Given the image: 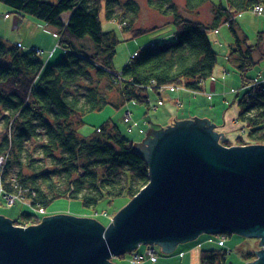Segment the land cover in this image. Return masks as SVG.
<instances>
[{
  "label": "trees",
  "instance_id": "obj_1",
  "mask_svg": "<svg viewBox=\"0 0 264 264\" xmlns=\"http://www.w3.org/2000/svg\"><path fill=\"white\" fill-rule=\"evenodd\" d=\"M101 1L0 0L13 12L29 14L54 28L59 43L68 50L84 39L93 46L92 51L79 47L82 55L67 53L65 59L51 63L41 61L34 50L0 37V155L9 151L1 185L6 192L20 190L34 207L46 208L62 197L79 200L87 208L121 196L128 202L149 182V164L111 119L87 136L79 135L77 129L85 114L106 105L119 108L131 100L146 103L149 87L182 84L201 90L217 60L207 35L210 29L228 24L234 37L229 57L237 62L243 84L253 79L247 75L256 63L253 54L264 55V31L257 34L252 47L233 27L238 13L264 6V0H225L224 5H213L208 24L183 17L174 0H147L149 7L172 17L175 39L138 50L120 69L117 81L110 71H114L121 40L114 29L103 30L100 20L102 8L107 21L114 19L116 0ZM206 1L185 0V8L194 12ZM122 7L132 15L137 12L133 1ZM65 13L68 16L63 19ZM130 29L131 24L124 31ZM144 32L132 29L134 34ZM237 103L236 119L246 135L264 144V91L249 87ZM31 218V213L19 215L25 223ZM226 253L224 248L202 249L199 264H231Z\"/></svg>",
  "mask_w": 264,
  "mask_h": 264
},
{
  "label": "water",
  "instance_id": "obj_2",
  "mask_svg": "<svg viewBox=\"0 0 264 264\" xmlns=\"http://www.w3.org/2000/svg\"><path fill=\"white\" fill-rule=\"evenodd\" d=\"M149 128L133 149L149 164V182L107 226L54 214L17 227L0 215V264H114L139 242L162 245L201 232L259 237L264 245V144L225 146L207 118ZM258 259L264 264V247Z\"/></svg>",
  "mask_w": 264,
  "mask_h": 264
},
{
  "label": "rangeland",
  "instance_id": "obj_3",
  "mask_svg": "<svg viewBox=\"0 0 264 264\" xmlns=\"http://www.w3.org/2000/svg\"><path fill=\"white\" fill-rule=\"evenodd\" d=\"M126 1V0H123ZM122 0H116V5L114 6L113 12L120 13L122 12ZM137 6V12L133 18L136 23V26L142 27L146 32L131 35L129 38H126L125 33H121L119 26L111 21H107L104 17L103 12L101 11L100 19L102 23L103 30L114 29L121 39L120 43L116 47V54L113 59L114 70L119 71L132 57L135 51L141 46H146L151 43V37L155 40H162L159 33H163L166 37L172 34L170 31L169 24H165L160 28L155 25L169 22V18H162L155 10L151 9L147 4V0H133ZM183 0H175V2L182 5ZM213 3L218 4L219 0H212ZM104 2H102L103 4ZM210 8L209 4H206L201 8H198L196 12L199 11V15L210 17ZM182 11H179L180 14L185 16L188 15V11L183 7ZM200 9V10H199ZM194 13V12H193ZM129 11L126 14L128 17ZM68 13L63 14V19H66ZM196 16L197 18H200ZM195 18V17H194ZM194 20V19H193ZM235 23L238 25V32L247 36V42L250 44L255 43L257 31L262 29L264 30V13L262 15L256 16L254 12L246 11L238 13L235 16ZM122 28V27H121ZM147 28H151L154 31H148ZM49 29L50 31H47ZM122 28V30H124ZM46 26L42 21L37 20L35 17L29 14H22L18 12H13L12 9L0 2V37L7 41L8 43H22L23 48L27 49H36L39 51L40 58L45 59L51 63L58 62L59 60L65 59L61 58L63 55L62 49L57 48L53 56L49 60H46V57L49 56V51L54 47L57 42L58 36H56L55 30H52ZM168 33V34H164ZM209 37L213 41L214 50L217 53L218 62L214 68L213 76L207 79L201 87V90L205 93H210L211 99H207L204 93L198 94V96L193 97L192 94L187 90H174L170 91L164 89L162 91H154L150 89L148 94V99L151 103L156 104L155 109H147V106L144 103H132L127 102L119 108H115L112 105H106L103 109L87 113L83 117V124L77 129L79 135L87 136L91 134L94 128L102 125L108 119H111L115 124L118 125L120 131L128 139L133 142H141L144 135L140 132V127L137 125L132 132H128L126 127L122 122L123 114L125 110L129 109L132 112V116L135 120L138 121L141 127L145 129L149 125H152L156 128L165 127L168 124H172L177 120L182 119H191L196 116L197 118H207L210 123L216 124L217 131L223 132V140H228V138H234L238 133V128L241 126L237 122L238 114V99L239 94L236 92L240 88L241 80L236 70L231 68L232 59H230V42L232 41L231 32L226 25L220 27L216 32L210 31ZM79 43V44H78ZM76 45L85 46L86 51H92L93 46L87 40L76 41ZM89 45V46H88ZM79 48V47H78ZM262 48L264 49V43ZM48 55V56H47ZM256 63L249 70V75L255 77L254 75H259L260 78L264 77V55L255 53ZM176 100L180 101V104H176ZM145 117H149L150 120H153L151 124L149 118L147 119V124H144ZM236 123V128L234 127ZM215 125V126H216ZM2 129V123L0 121V130ZM224 145V144H223ZM127 202L126 198L121 196L115 198L112 202L106 200L100 201L94 208L83 207L79 200H71L65 197L55 199L51 204H49L45 211L47 214H69L72 216H90V218L95 219L102 225H107L111 220L114 214ZM106 211V216L102 215L101 212ZM34 213L33 208L28 204H23L18 202L16 204H11L8 206L4 204L3 200L0 198V215L7 217L11 220H15L20 213ZM209 235V234H208ZM213 236L215 234H212ZM207 234L202 233L195 240H191L182 244H179V248H184L187 252L185 257H187L186 264H199L200 252L206 247L213 246L214 243H203L200 242L206 238ZM219 242L225 238V246L223 247L227 250L228 257L227 260L234 264H244L243 259L248 258L258 246V239L256 237L241 235L237 233H229L228 235H216L214 236ZM151 247L157 249V252L160 255L162 250L156 244H150ZM192 246L195 247V250H191ZM144 244H140L137 248L133 249L131 252L125 253L120 257H111L110 262L114 264H129L127 259L133 252H141ZM254 253L252 255H254ZM189 254V256H188ZM192 259V262H189ZM176 261V260H175ZM175 261L169 264H176ZM165 264L162 260H159L153 264ZM138 264H152L150 261H144Z\"/></svg>",
  "mask_w": 264,
  "mask_h": 264
},
{
  "label": "bare ground",
  "instance_id": "obj_4",
  "mask_svg": "<svg viewBox=\"0 0 264 264\" xmlns=\"http://www.w3.org/2000/svg\"><path fill=\"white\" fill-rule=\"evenodd\" d=\"M123 1V0H122ZM128 1H133V0H126V1H123V3H122V5H125ZM101 2H104V0H102ZM134 2V1H133ZM174 3H175V6L177 7V9L179 10V11H182L183 9H181L182 7L184 8V9H186L185 8V0H183L182 1V5L183 6H180L181 4H179V3H177V2H175V0H174ZM206 4H209L210 6H211V8H210V17H205V16H202V18L203 19H201V17L199 16V15H201V14H199V11L198 12H196V11H194V13L193 12H189L188 13V15H192L193 14V18H190V16H185V15H182L183 17H185L186 19H188V20H193V21H195V22H199V23H204V24H208V23H210L211 22V20H212V18H213V5H216L215 3H213V1L212 0H207L204 4H202L199 8H201L202 9V7L204 6V5H206ZM218 4H222V5H224L225 4V0H219V3ZM255 6H257V8H256V11H254V7ZM151 8V7H150ZM152 9V8H151ZM154 10V9H153ZM198 10V9H197ZM200 10V9H199ZM101 11L103 12V14H104V17H105V10L102 8L101 10H100V14H101ZM128 11H129V16L128 17H126V14L128 13ZM156 11V10H155ZM249 11H251V12H254V14L256 15V16H258V15H262L263 13H264V6L262 5V4H258V5H254ZM156 13H158V15H160L162 18H169V20H172V17L169 15V16H166V15H163V14H161V13H159V12H157L156 11ZM113 15H115L114 16V19H112V20H110L111 22H114V23H116L118 26H119V28L121 29L120 31H121V33H125L124 35H127V37L126 38H129L131 35H138V34H134V33H132V29L134 30V29H136V30H140L142 27L140 26V27H138V26H136V23H135V21L133 20V18H134V16L135 15H132V13H131V11L129 10V9H126V8H124L123 9V7H122V12H120V13H116V12H113ZM116 15H119V16H116ZM196 16H199L200 18H197ZM195 17V18H194ZM38 20V19H37ZM101 20V19H100ZM40 21V20H39ZM43 22V21H42ZM44 23V22H43ZM46 24V23H45ZM131 24V29L129 30V31H124V30H122V28H124V27H126V25H130ZM165 24H169V28H170V31L169 32H171L172 34H170L169 36H165V35H163V33H159V35H155V36H160V35H162L161 36V41L160 40H155L154 38L152 39V37H151V43H149L148 45H146V46H141V47H139V49L138 50H140V49H142V48H145V47H154L155 45H159V44H161V43H169L170 42V40H173V39H175V35H174V32H175V27H174V25L171 23V21H169V22H166V23H162V24H159V25H155V26H158L159 28L161 27V26H163V25H165ZM224 25H226L227 27H228V29H229V26H228V24L226 23V22H223L222 24H220L216 29H210L208 32H207V35H208V38H209V40H210V42L212 43L213 41H211V39H210V37H209V33H210V31H214V32H216L220 27H223ZM46 26L49 28H51L52 30H54V28H52L51 26H49V25H47L46 24ZM236 26H238L236 23H235V20H234V28L236 29V31H238V27H236ZM122 27V28H121ZM47 31H50L49 29H46ZM51 30V31H52ZM147 30L148 31H154V30H152L151 28H147ZM230 30V29H229ZM263 31L264 30H262V29H260V30H258L257 31V34H262L263 33ZM53 32V31H52ZM164 34H168V33H164ZM56 36H58V39H57V42H56V44L54 45V47L49 51V56L48 57H46V60H49L50 59V57L51 56H53L54 55V53L56 52V49L57 48H61L62 49V53H63V55L61 56V58H65L66 57V55H67V53H71V52H74V53H76V54H78V55H82V53H81V49H78V47H83V45H74V49H67V48H65V47H63L60 43H59V35L58 34H56ZM257 36V35H256ZM247 37V36H246ZM231 38H232V41L230 42V46H231V44L233 43V40H234V37H233V35H232V33H231ZM121 40V39H120ZM248 40V39H247ZM247 40H246V45H248V46H252V47H254L255 46V43H256V41H255V43H253V44H250V42H247ZM249 41V40H248ZM262 42L264 43V39L262 40ZM17 46H19L20 48H22V49H25V48H23L22 46V43L21 42H18V43H15ZM89 46V45H88ZM212 46H213V43H212ZM84 49H85V47H83ZM213 48H214V46H213ZM25 50H27V48L25 49ZM32 50H34L35 51V53L37 54V55H40V53H39V51L38 50H36V49H32ZM138 50L137 51H135L134 52V54L132 55V57H134L136 54H137V52H138ZM80 51V52H79ZM255 53H260L259 51H256ZM39 57V56H38ZM132 57H130V58H132ZM253 57H254V60H255V55L253 54ZM41 59V61H45V59H43V58H40ZM230 59H231V56H230ZM233 60V59H232ZM45 62H48V61H45ZM217 62H218V59L216 60V64H217ZM255 62H256V60H255ZM232 65L233 66H231V68H233L234 70H236L237 71V73H238V75H239V78H240V80H242L241 79V76H240V72H239V70L237 69V62L235 61V60H233L232 62ZM216 66V65H215ZM215 68V67H214ZM249 71L250 70H248L247 71V75H249L248 73H249ZM112 74H114L116 77H117V81H119V73H120V70L119 71H116V70H114V71H110ZM213 73H214V69H213V72H212V75H211V77L213 76ZM255 77H253V79L252 80H249V83H247V82H244V84L242 83V81H241V85H240V88H238L237 90H236V92H238V94H239V96L241 95V93L242 92H244V90L245 89H247V88H249V87H260V89H261V91H264L263 90V88H264V77L263 78H260V76L259 75H254ZM210 77V78H211ZM209 79V78H208ZM207 80V79H206ZM206 80H204L203 82H202V84L206 81ZM257 81H259V82H257ZM202 84H201V86H202ZM148 90H147V92L150 90V89H152V90H154V91H162V90H164V89H168V90H170V91H174V90H187V91H189L191 94H192V96L193 97H196V96H198V94H200V93H204V94H206V95H204L207 99H209V97H208V95L210 96V99H211V94L210 93H205L204 91H202V90H193V89H189V88H186L185 86H183L182 84H168V85H161V86H159L158 88H151V87H149V88H147ZM147 96H148V94H147ZM127 102H132V103H134V104H136V103H138L137 101H135V100H131V101H126V102H124V104H126ZM146 106H147V109H155L156 108V104H154V103H151L150 101H149V99L147 100V102L146 103H144ZM176 104L177 105H179L180 104V101L179 100H176ZM237 105H238V103H237ZM146 118V120H144V124H147V121L149 120V122L152 124L153 123V120H150V118L149 117H145ZM149 118V119H148ZM148 119V120H147ZM109 120V119H108ZM182 120H184V119H182ZM189 120H194V118H191V119H189ZM177 121H179V120H177ZM237 122H239L238 120H236ZM122 122H123V124H124V126L126 127V130L128 131V132H132L133 130H134V128L138 125L139 127H140V132H141V134L142 135H144V137H146V133H147V131H148V129H145L144 127H141L140 126V124L138 123V121L137 120H135L134 118H133V116H132V112L129 110V109H127V110H125V112H124V114H123V118H122ZM173 123H175V122H173ZM240 123V122H239ZM135 124V125H134ZM137 124V125H136ZM209 124H211L210 122H209ZM241 124V123H240ZM134 125V126H133ZM169 126H173L174 124H168ZM216 125V124H215ZM147 126H148V124H147ZM99 127V126H98ZM98 127H96V128H94V129H96L97 131H99V128ZM167 126H165V127H162V129H165ZM217 125L216 126H212V131H215V132H217V133H219L218 131H217ZM234 127L236 128V123H234ZM147 128H151V129H154V130H159V129H161V127H158V128H156V127H154V126H152V125H149ZM122 133V132H121ZM223 133V132H222ZM238 133L239 134H237L234 138H228V140L229 141H225V140H223V137H224V134H223V136L220 138V136H221V134H219L218 135V137H217V142L219 143V144H221V145H225V146H245V145H251V144H257V143H254V142H252V140L246 135V132L244 131V129H243V127H242V124H241V126H239V128H238ZM123 134V133H122ZM124 135V134H123ZM133 142V141H132ZM133 144H134V142H133ZM8 155H9V151H6L4 154H2V155H0V159L1 158H4L5 160H4V165L3 164H0V187H1V189H2V191L0 190V198L3 200V202H4V204L6 203L5 202V199H4V194L5 193H8V194H12V195H17V196H19L20 197V199L19 200H17L15 203H13V204H16V203H18V202H22L23 204H28V205H30L32 208H33V210H34V213H31L32 214V218L31 219H29V220H27L28 222V225H36V224H38V223H40L41 222V220H42V217H44V216H49V215H54V214H47L46 213V211H45V208H42V207H34V206H32L31 205V201L28 199V198H26L25 196H24V194H23V192H21L20 190H18V191H16V192H6V191H4V189H3V187H2V185H1V176L3 175V173H4V171H5V162H6V160H7V158H8ZM14 187H16V186H14ZM8 206H10L11 204H8V203H6ZM126 205V204H125ZM125 205H123L122 207H124ZM122 207H120V209L122 208ZM43 209L44 210V214H37L36 213V211H39V209ZM119 209V210H120ZM118 210V211H119ZM117 211V212H118ZM116 212V213H117ZM23 213V212H22ZM21 214V213H20ZM55 214H58V213H55ZM101 214L102 215H104V216H106L107 214H106V211H103L102 210V212H101ZM35 215V216H34ZM115 215V214H114ZM81 217H88V218H90V216H87V215H85V216H81ZM16 221V222H15ZM110 222H113V217H112V220L110 221ZM109 222V223H110ZM27 223H25V222H22V220L21 219H19V216L15 219V220H13V225L14 226H17V227H23V228H25V227H27L28 225H27ZM108 223V224H109ZM107 224V225H108ZM102 225V224H101ZM107 225H103V226H107ZM202 233H206L207 234V236H206V238H204V240L202 241V242H200L201 244H198V245H202L203 243H207V242H209V243H214V245H216L215 247H213V246H209V247H206V248H214V249H221V248H223L224 246H225V238H224V240H222V241H218L214 236H216L217 234H215L214 236L211 234V233H208V232H201V233H199L197 236H195L194 238H191V239H189V240H187V241H179V242H176L175 243V246H174V248L172 249V250H170V251H168V252H166V251H163L162 250V245H159V244H156V245H158V247H160L161 248V250H162V254H164V255H160L158 252H157V249L156 248H154V247H151L150 246V244H152V243H143V242H139L138 244H137V246L135 247V248H137L140 244L142 245V244H144V247L142 248V250H141V252H133V253H131L130 254V256L128 257V259H127V261H128V263L129 264H138V263H141V262H144V261H150L152 264L157 260V258L159 257V258H162V257H168V255H176L178 258H180V259H183L184 258V256H185V254H186V251H184V249H175V247L176 246H179V244H182V243H185V242H188V241H191V240H195L196 238H198V236H200ZM209 234V235H208ZM218 235H223L224 236V233L223 234H218ZM247 236V235H246ZM251 237H255V236H251ZM257 239H258V242H259V240H260V238L259 237H256ZM258 246H259V248L257 249V247L254 249V250H252V251H258V250H261V248L262 247H264V245L263 244H258ZM195 247H197V246H192L191 247V249L190 250H195L196 248ZM135 248H133V249H135ZM132 249V250H133ZM132 250H130V251H127V252H131ZM227 251V250H226ZM127 252H125V253H127ZM124 253V254H125ZM228 251H227V253H226V256L228 257ZM254 253V252H253ZM252 253V254H253ZM124 254H121V255H117V256H112V257H120V256H123ZM252 254H250V256H248V258H246V259H243V262H244V264H246L247 262H252V261H254V260H256V259H258V254L255 252L254 253V255H252ZM169 260V259H168ZM168 260H166V261H168ZM166 261H164V262H166ZM109 262H110V259H109ZM167 264V263H166ZM231 264H234V263H232L231 262Z\"/></svg>",
  "mask_w": 264,
  "mask_h": 264
},
{
  "label": "built area",
  "instance_id": "obj_5",
  "mask_svg": "<svg viewBox=\"0 0 264 264\" xmlns=\"http://www.w3.org/2000/svg\"><path fill=\"white\" fill-rule=\"evenodd\" d=\"M256 8H257V6H255L254 7V11H256ZM257 82H259V81H257ZM260 83V82H259ZM263 90H264V88H263ZM208 97L210 98V96L208 95ZM135 125V124H134ZM133 125V126H134ZM4 158H1L0 159V164H3L4 165ZM0 190L2 191V189H1V187H0ZM4 199H5V202L6 203H8V204H13V203H15L17 200H19L20 199V197L19 196H17V195H12V194H8V193H5L4 194ZM36 213L37 214H44L45 212H44V210L41 208V209H39V211H36ZM27 225H28V223H27Z\"/></svg>",
  "mask_w": 264,
  "mask_h": 264
},
{
  "label": "crops",
  "instance_id": "obj_6",
  "mask_svg": "<svg viewBox=\"0 0 264 264\" xmlns=\"http://www.w3.org/2000/svg\"><path fill=\"white\" fill-rule=\"evenodd\" d=\"M177 247L178 246H176L175 247V249H177ZM180 249H184V248H180ZM185 251V250H184ZM191 251V250H190ZM187 253V252H186ZM188 256H189V254H188ZM187 257H185L184 256V258L183 259H180V258H178L176 255H168V257H162V258H157V260L154 262V263H156V262H158L159 260H162L163 262L164 261H166V260H168V261H166V262H164L165 264L167 263V264H169V263H171V262H173V261H175V263L176 264H186V261H187V259H186ZM189 262H192V259H191V261H190V258H189ZM159 264H162V263H159Z\"/></svg>",
  "mask_w": 264,
  "mask_h": 264
}]
</instances>
